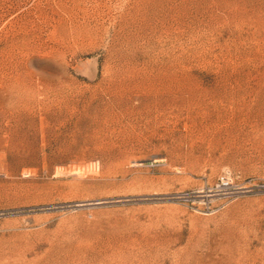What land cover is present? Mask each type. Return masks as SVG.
<instances>
[{"label": "rangeland", "instance_id": "obj_1", "mask_svg": "<svg viewBox=\"0 0 264 264\" xmlns=\"http://www.w3.org/2000/svg\"><path fill=\"white\" fill-rule=\"evenodd\" d=\"M0 264H264V0H0Z\"/></svg>", "mask_w": 264, "mask_h": 264}, {"label": "built area", "instance_id": "obj_2", "mask_svg": "<svg viewBox=\"0 0 264 264\" xmlns=\"http://www.w3.org/2000/svg\"><path fill=\"white\" fill-rule=\"evenodd\" d=\"M225 183H227V182H225Z\"/></svg>", "mask_w": 264, "mask_h": 264}]
</instances>
